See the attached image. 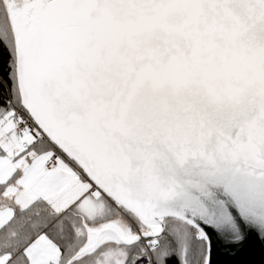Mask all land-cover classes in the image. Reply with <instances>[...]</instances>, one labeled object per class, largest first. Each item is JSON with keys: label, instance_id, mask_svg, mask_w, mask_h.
<instances>
[{"label": "snow or ice", "instance_id": "6c2138e0", "mask_svg": "<svg viewBox=\"0 0 264 264\" xmlns=\"http://www.w3.org/2000/svg\"><path fill=\"white\" fill-rule=\"evenodd\" d=\"M0 264H264V0H0Z\"/></svg>", "mask_w": 264, "mask_h": 264}]
</instances>
